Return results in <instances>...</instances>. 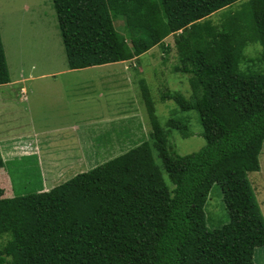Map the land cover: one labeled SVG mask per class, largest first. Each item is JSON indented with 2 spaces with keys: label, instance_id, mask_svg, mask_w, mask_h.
<instances>
[{
  "label": "trees",
  "instance_id": "obj_1",
  "mask_svg": "<svg viewBox=\"0 0 264 264\" xmlns=\"http://www.w3.org/2000/svg\"><path fill=\"white\" fill-rule=\"evenodd\" d=\"M240 1L50 0L70 70L129 61L172 36L173 72L188 76L191 97L167 91L159 99L194 110L204 144L176 154L169 132L187 138L190 131L171 118L164 131L139 82L151 144L147 139L47 191L0 199V264L257 262L264 225L246 175L258 172L264 143V73L239 65L250 44L260 46L264 63V0H245L219 28L205 20ZM119 17L122 33L114 28ZM8 82L0 42V85ZM213 185L227 222L208 230L203 207Z\"/></svg>",
  "mask_w": 264,
  "mask_h": 264
},
{
  "label": "crops",
  "instance_id": "obj_2",
  "mask_svg": "<svg viewBox=\"0 0 264 264\" xmlns=\"http://www.w3.org/2000/svg\"><path fill=\"white\" fill-rule=\"evenodd\" d=\"M43 8L3 10L0 42L5 64L7 68L9 56L17 68L13 78L8 73L9 82L0 85L1 198L15 195L8 168L35 175L29 183L32 190L47 191L62 183L55 184L60 175L71 178L87 172L139 144L133 130L139 117L137 99L127 95L129 84L133 89L135 83L128 81L129 69L139 57L68 69L66 60L58 57L52 7H45L46 12ZM124 128L129 137L122 138Z\"/></svg>",
  "mask_w": 264,
  "mask_h": 264
},
{
  "label": "rangeland",
  "instance_id": "obj_3",
  "mask_svg": "<svg viewBox=\"0 0 264 264\" xmlns=\"http://www.w3.org/2000/svg\"><path fill=\"white\" fill-rule=\"evenodd\" d=\"M242 2H245V0H241L240 2L228 8L213 13L205 20H208L212 26L219 28L220 25L224 22L226 15H228L232 11L237 10ZM23 5L30 7L32 5H41L44 6L43 9L45 12L47 11L45 7H49V9H51V7L48 6L49 0H0V26H3V22L5 19L3 15L4 9H7L8 7L11 9V7L13 6L22 7ZM34 16L35 13H32L31 18H33ZM51 16L53 17V21H55L54 14H51ZM26 17H28V15H26ZM123 24L124 21L122 17L116 18L114 20V28L118 33H122ZM55 37L58 43V57H62L64 62L65 58L60 37L57 33H55ZM163 43L164 44L155 46L148 50L146 53L140 55L134 63L136 67L129 69V71L131 72L129 76H127L128 81L132 80L135 83L133 84V89L128 83L129 86L127 89V95H133L134 97H136L137 103L135 105L137 106V111L139 113V117L134 119L135 124L133 130L138 132L139 144L146 141L147 139L148 143L151 144L148 137V134L150 133V125L146 115L145 106L141 98L139 84L137 83L139 81L143 82V84L145 85L153 105L154 115L157 119L158 124L163 128L164 131V123L167 119L170 118L182 121L186 124L188 130L190 131V136L187 138H181L179 134L174 130L170 131V136L167 139L168 145H170L178 155L192 154L201 149L204 144L203 139L199 135L200 127L198 124L197 113L194 110L188 112H180L172 101L162 102L159 99L160 95L167 91L170 93H178L185 99H189L191 97V92L189 90L187 82L188 76L173 72L172 67L176 65L177 61L174 49L172 47V37L168 36V39L165 38L163 40ZM166 47H168V50H166ZM260 51L261 48L258 45H246L243 50L245 60L239 65V69L242 71H255L264 73V63L259 59ZM7 68L10 78H13V73L17 68V63L13 59L9 58V56L7 61ZM128 130V128L123 129L122 138L130 136L129 133H127ZM130 140L131 138H129L128 140H124L123 143H126ZM152 156L154 163L162 171L160 159L156 158V153L154 151H152ZM258 164V172L248 173L246 175V179L252 190L254 199L257 202L259 213L263 221L262 223L264 225V143L262 144V149L260 151V154L258 155ZM8 176L11 180V186L15 195L20 196L31 193L33 191V184L29 185V183L30 181L33 182V178L35 175H25L23 172L22 174H20L17 168L12 167L11 169L8 168ZM70 176L72 175H60L59 178H56L57 181L55 180V182L57 183H54L58 184L60 182H64L70 179ZM162 178L164 179L167 187L171 189L172 186L168 182L165 173L162 174ZM0 199L4 198L0 197ZM203 213L205 218V226L208 230L219 228L220 225L227 222L226 212L223 203L221 202L220 190L216 185H213L209 190L205 205L203 207ZM5 241L6 239L4 237L0 238L1 245ZM253 256L257 257V262H254L253 264H264V247L254 249Z\"/></svg>",
  "mask_w": 264,
  "mask_h": 264
}]
</instances>
